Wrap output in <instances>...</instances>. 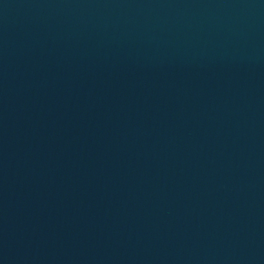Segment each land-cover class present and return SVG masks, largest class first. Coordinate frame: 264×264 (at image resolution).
Segmentation results:
<instances>
[{"label":"water","instance_id":"95a60500","mask_svg":"<svg viewBox=\"0 0 264 264\" xmlns=\"http://www.w3.org/2000/svg\"><path fill=\"white\" fill-rule=\"evenodd\" d=\"M0 264H264V0H0Z\"/></svg>","mask_w":264,"mask_h":264}]
</instances>
